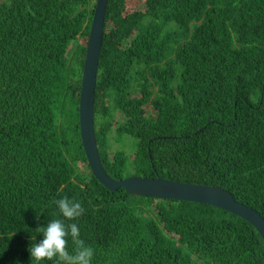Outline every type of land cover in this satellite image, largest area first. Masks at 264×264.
Here are the masks:
<instances>
[{"label":"trees","instance_id":"obj_1","mask_svg":"<svg viewBox=\"0 0 264 264\" xmlns=\"http://www.w3.org/2000/svg\"><path fill=\"white\" fill-rule=\"evenodd\" d=\"M96 1L0 0V264H36L35 229L64 219V197L84 209L65 222L94 249L92 264H264L244 218L94 176L79 100ZM127 6L108 1L97 73L106 172L219 186L264 216V0Z\"/></svg>","mask_w":264,"mask_h":264},{"label":"water","instance_id":"obj_2","mask_svg":"<svg viewBox=\"0 0 264 264\" xmlns=\"http://www.w3.org/2000/svg\"><path fill=\"white\" fill-rule=\"evenodd\" d=\"M109 0H97L83 67L79 100V124L82 144L94 176L110 190L120 187L131 194L207 203L228 210L250 222L264 240V216L255 208L237 200L219 186L175 181L162 177L129 176L116 180L105 170L95 134L94 104L104 23Z\"/></svg>","mask_w":264,"mask_h":264},{"label":"clouds","instance_id":"obj_3","mask_svg":"<svg viewBox=\"0 0 264 264\" xmlns=\"http://www.w3.org/2000/svg\"><path fill=\"white\" fill-rule=\"evenodd\" d=\"M64 219H52L46 226H38L35 230L43 239L32 243L29 248L31 260L36 264L48 261L52 264H92L94 249L85 245L80 239V231L76 223H66L80 217L84 209L81 203L64 197L55 201ZM74 245L72 253L68 251V237Z\"/></svg>","mask_w":264,"mask_h":264},{"label":"rangeland","instance_id":"obj_4","mask_svg":"<svg viewBox=\"0 0 264 264\" xmlns=\"http://www.w3.org/2000/svg\"><path fill=\"white\" fill-rule=\"evenodd\" d=\"M142 3H143V0H128L127 11L130 13V15L135 14V11H137V9L142 8ZM80 40L83 41V38H80ZM115 52L116 50L114 49V47L109 45L107 47L106 56L108 58H113L115 55Z\"/></svg>","mask_w":264,"mask_h":264}]
</instances>
